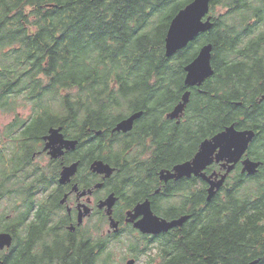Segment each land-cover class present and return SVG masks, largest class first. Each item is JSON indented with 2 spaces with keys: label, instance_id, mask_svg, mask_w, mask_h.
<instances>
[{
  "label": "trees",
  "instance_id": "trees-1",
  "mask_svg": "<svg viewBox=\"0 0 264 264\" xmlns=\"http://www.w3.org/2000/svg\"><path fill=\"white\" fill-rule=\"evenodd\" d=\"M138 1L0 0V114L13 116L5 132H0V143L9 132L8 136L17 137L16 141L24 146L20 153L14 152L21 155L24 164L12 171L9 168L14 157L0 148V203L5 196L23 201L22 205L13 206L18 210L13 218L2 222L0 216L2 230L15 235L9 253L0 256L2 264H55L56 259L60 264H100V256L94 253V246L102 240L100 235L96 237L85 230L87 237H72L68 233V239L60 240L61 236L55 234L54 245L53 228H47L48 215L43 211H47L45 206L49 213L57 211V207L47 193L45 206L35 211L38 219L30 221L36 203L28 181L38 176L22 171L39 136L52 124L63 126L66 138L91 142L94 146L82 143L81 148L96 149L98 156L105 157L100 146L104 135L95 136L96 131H105L128 114L143 110L137 126L145 132L153 106L162 111L166 108L163 106L172 107L183 95L184 67L195 58L203 41L197 38L169 58L165 55L164 39L172 17L191 0H154L151 12L135 9ZM170 2L178 7L166 16L164 33L154 41L151 27L156 23L155 17ZM218 2L231 10L216 15L215 4L214 26L204 35L206 41L214 44L215 74L207 93L194 95L189 107L192 113L201 112L206 118L217 113L219 122L194 132L199 138L193 152L202 138L231 123L259 129L260 115L250 110L251 101L245 99V89L257 87L252 95H258L259 80L264 74V0ZM234 99L243 104L234 105ZM130 104L133 105L127 110ZM20 107L29 108L30 114L20 117ZM23 125L26 129L15 133ZM122 142L115 139L113 147H123ZM147 152L151 155L157 150L150 145ZM144 154L141 150L134 161L142 162ZM255 156L262 162L260 175L248 177L235 171L210 202L202 189L200 214L191 207L197 189L188 184L178 190L177 196L187 204L174 203L167 216L194 213L179 233L159 243L170 251V264H248L264 256V156L261 152ZM154 158L144 160L155 163ZM159 166L156 163L150 170L138 171L139 183L133 178L134 183L142 185L149 179L154 185ZM44 178H40V183ZM9 182L17 187V193L10 191ZM46 228L49 233L45 240ZM21 231L23 235L19 234ZM135 238L141 241L139 235L135 234ZM37 246L43 254L34 252ZM64 250L70 254L64 257ZM262 262L263 259L259 264Z\"/></svg>",
  "mask_w": 264,
  "mask_h": 264
},
{
  "label": "flooded vegetation",
  "instance_id": "flooded-vegetation-1",
  "mask_svg": "<svg viewBox=\"0 0 264 264\" xmlns=\"http://www.w3.org/2000/svg\"><path fill=\"white\" fill-rule=\"evenodd\" d=\"M166 1L167 0H165V2ZM154 2V0H139L138 6H135V9L151 12L154 7ZM215 4H217V7H223L225 9L223 12H226L227 8L229 11L231 10L228 6L227 8L223 6L224 4L218 2V0H211V10ZM204 35L205 34H200L198 37L203 41V43L207 42V38H205ZM185 76L186 71L183 77L184 91L182 94L187 89H190L191 98L185 111L179 117L170 118L168 115L174 110L178 102L181 100L182 95L178 102L172 107L167 108L168 105L163 106L166 107L162 110L164 111L163 114H161L162 111H157L156 106H153L152 111L150 112L153 116L147 131L145 132H142L138 128L137 121L131 130L113 132V128L119 121L123 120V118L108 127L105 131L98 130L100 131L99 133L96 131L95 136L104 135V141H101L100 146L102 147L105 157L98 156L96 149H90L88 147L81 148L82 143H85V146H94L91 142H86L87 140H80L74 148L70 145L67 147L66 144H63V148L61 150L62 154L55 156V140L49 143V140L45 139V136L49 134L50 128L55 127V124H52L39 136V139L36 141L32 149V155L27 161L24 171H22L27 174H36L38 176L37 179L32 181H28L27 179L29 182V188H32L30 195L36 203L35 207L37 206L38 208H42V205H44L43 200H41L38 196L39 193H47L48 197L54 198V200V194L56 193L55 204L57 210L59 208L63 209L64 213H62V219L66 220L68 233L73 235L72 237H75V234L80 237L79 234H83L84 229H86V232L88 233L91 232V229L88 228L91 226V233L96 237L100 235L102 239L98 241L100 243L99 245L96 244L94 246V253L98 254L106 261L112 260L107 257V255L111 254L109 253L108 248L109 245L116 240V237L119 239L122 235H125L124 237H126L129 233H133L139 235V237H141V241H137L135 245H132V247L130 246L129 250L124 252V255H121L119 258V264H127L131 259L135 260L134 264H170V251L167 247L160 246L159 243L163 239L170 237L171 234L179 233L188 224V222L193 219L192 214L194 211L193 213H190L192 218H190L182 227H176L160 234L143 233L134 226V223L143 217L141 215L139 217L137 216L138 218L136 219L133 218L135 207L138 204L149 200L151 209L154 213L167 219H172L167 216V212L172 213L173 204L177 202L187 204L186 200L182 201L177 196L178 190L181 187L190 184L197 189L196 196L191 200L192 210L194 207L197 214H200L203 210L201 192L202 189H205L207 193V188L210 185L201 176L193 174L190 177L172 178L167 181L160 178V171L162 169L169 168L173 170L175 164L193 158L198 151L201 142L205 138L212 137L214 135L202 138L197 149L193 152L194 144L199 138L194 132L202 130L197 128V125L200 123L199 114L197 112L192 113L189 105L194 95L199 92L207 93L206 88L211 82L213 76L208 77L202 85H194L190 87L185 84ZM236 80L233 81L234 84H236ZM254 89L252 87L251 89H245V99H247V101H251L249 104L250 110H256L260 115V121L258 123L259 129L252 128L256 130L258 135L251 143L249 150H247L242 160L230 172L221 189L227 185L229 179L233 177L235 171L239 170L242 174L248 177H257L260 175V171L255 174L243 172L242 161L247 157L257 160L255 156L257 153L261 152L264 154V74L259 80L258 95H252V93L255 92ZM235 100L237 99H234V101ZM238 104H243V101L234 102V105ZM191 113L192 116H189ZM236 127L240 130L249 128H240L237 125ZM7 129L10 130V128ZM25 129L26 127L23 125L21 128L15 129V133ZM8 134L9 132L2 136L3 142L0 143V148L4 147L6 152L11 157H14L11 162V167L9 168V171H12L24 164V162L21 161V155L18 153L14 154L17 150L20 153L24 146L16 141L18 140L17 137L13 135L8 136ZM65 135L67 137L66 132ZM115 139L123 141V147L122 145L118 148L113 147L112 142L115 141ZM139 141H144L142 143V148L146 152V157H148L147 150L150 148V145H153L159 153V156H157V152L149 156H154V161L160 164L154 185L150 184L149 179H145L142 182V185L135 184L133 178L128 175V161H130L134 156H138L141 151H136ZM48 144H50V146L46 149ZM188 147H190L189 151H187ZM145 148L147 150H145ZM191 153V156L182 159ZM98 160H103L106 164H110L111 167L114 168L113 172L110 175H107L105 172H99L95 166H93V163ZM72 164L78 165L77 171L69 181H66V173ZM208 167H210L207 171L208 175L221 170V165L216 162ZM41 177H45V181L42 183H40ZM8 185L10 186V191L17 193L16 186L13 187L11 182H9ZM47 186L50 187L45 190ZM147 187L149 188L146 189ZM111 195H114L117 198L112 208H110L109 205L101 206L103 201ZM45 208H47V206H45ZM109 211H111V214H109ZM13 215L14 211H12L11 214H8L7 218L11 219L10 217ZM52 216L53 214L51 217ZM79 222H82V224L78 225ZM113 225L114 228H112ZM11 233L13 234V232ZM52 242L55 245V228H53L52 232ZM104 242L108 244L103 245ZM12 247L13 244L10 248H5L4 250L9 252ZM262 259V263L264 264V256L262 255L251 260L248 264H259ZM100 264L105 263L100 262ZM110 264L116 263L111 262Z\"/></svg>",
  "mask_w": 264,
  "mask_h": 264
},
{
  "label": "water",
  "instance_id": "water-1",
  "mask_svg": "<svg viewBox=\"0 0 264 264\" xmlns=\"http://www.w3.org/2000/svg\"><path fill=\"white\" fill-rule=\"evenodd\" d=\"M210 12L211 0H193L180 8L171 19L166 32L165 55L169 58L172 57L186 48L200 34L209 32L214 26V16ZM213 48L212 42L204 43L199 48L195 58L185 65V84L187 86L202 85L208 77L215 74L212 63ZM190 98L191 90L187 89L168 117H179L185 111ZM143 112V110L136 111L123 118L113 128V132L131 130L134 121L140 118ZM63 129V126L51 127L49 134L45 136L49 143L55 140V156L62 154L63 144L74 148L79 143L78 140L65 139ZM255 135L256 130L252 128L240 130L236 127V123H231L212 137L205 138L193 158L175 164L173 170L162 169L160 178L167 181L172 178L190 177L193 174L199 175L210 185L207 188V200L211 201L224 185L230 172L242 160ZM49 146L50 144L46 146V149ZM214 162L221 165V170L208 175L205 169ZM261 163V161H254L247 157L242 161V171L255 174ZM75 165L70 166L69 170ZM93 166L99 172H105L107 175H110L114 170L110 164H106L103 160L95 161ZM113 197L114 195L109 197L111 202L114 201ZM141 215L143 217L137 220L134 226L143 233L152 234H160L176 227H182L191 218L190 213L172 219L159 216L151 209L149 200L135 207L133 218L136 219ZM13 238L14 236L10 231L0 232V248L11 246ZM134 262L135 260L131 259L128 264H134ZM1 263L2 261H0Z\"/></svg>",
  "mask_w": 264,
  "mask_h": 264
},
{
  "label": "rangeland",
  "instance_id": "rangeland-1",
  "mask_svg": "<svg viewBox=\"0 0 264 264\" xmlns=\"http://www.w3.org/2000/svg\"><path fill=\"white\" fill-rule=\"evenodd\" d=\"M223 6H225L227 8V6L225 4ZM177 7H178V4H176V3L171 4V2H170L167 6H165L163 8V13H159V15H157V17H155L156 23L151 27V29H152V39L154 41H157L158 39H160L162 37V35L164 33L163 24H166L168 22V19H166V16L168 14H172L176 10ZM223 11H225V9L223 7H221V6H219V7L216 8L215 12H216V15H217V14H220V13H227L229 10L227 8L226 12H223ZM212 14L214 15L213 12H212ZM174 56L175 55H173L172 57H174ZM132 105L130 104L127 107V110L130 107H132ZM18 112H19L20 117H25V116L30 114V109L29 108L20 107ZM148 116H153V114H151L149 112ZM12 118H13V116H6V115H3L2 113L0 114V132L1 133L5 132L6 124L9 123V121ZM199 119H200V123L197 125V128L202 130V131H203L204 126H206L207 124H209V123L213 124V123L219 122V118H218V114L217 113H215L212 116L206 118L205 115H203L200 112ZM141 124H145V122H139V125H141ZM197 132H201V131L197 130ZM143 142L144 141H142V142L139 141L138 142V148L136 149V151L144 150L142 148V143ZM145 150H147V149L145 148ZM262 155L264 156V154H262ZM149 156H150V154L148 155V157ZM157 156H159L158 152H157ZM144 158H146L145 154L143 156L142 162L141 161L135 162L134 161L135 160L134 157L131 158L130 161H128V163H129L128 164V168H127V170H129V174L128 175H129V177L135 178L136 179V181H135L136 183H139V176L140 175H137L138 171H142V170H145V169L150 170L157 163V162L153 163L149 159L144 160ZM38 196L44 202L45 194L44 193H39ZM54 196H55V201H56V193L54 194ZM5 198H7V199H5ZM22 203H23V201L20 198H18V197H8V196L3 197L2 200H1V203H0V216L2 218V222L5 219L6 220L9 219V218H7V216H8V214H11L12 211H14V215L11 216L10 218H13L15 216V214L17 213V211H18V210H14L13 206L15 204L22 205ZM37 209H38V207L36 206L35 209L33 210L32 214H31V216H30V221H32L33 219H36V220L38 219L36 217V213H35V211ZM2 213L4 214V216H3ZM43 213H44V215H48V220L46 222V224H48L47 228H49V229H50V227L55 228V234L61 236L60 240H63V237L66 238V239H68L70 237V235L67 232L68 226L66 225V220L62 219V216H63L62 213H64L62 208H59L57 211H55V209H53L51 211V213H49V209L47 207V211L45 210V211H43ZM43 213H42V215H43ZM52 214H53V216L51 217ZM39 220H40V218H39ZM2 227L3 226L0 227L1 231H3ZM47 228L45 229V235H43L45 240L48 238L47 234L49 233L48 232L49 229H47ZM88 228H90L91 232H92V227L89 226ZM85 230L86 229H84V231ZM91 232H89V233H91ZM19 234L23 235L24 232L21 231ZM81 235H84L86 237L89 236V234H87V233L79 234V236H81ZM74 236L78 237V235H76V234ZM136 243H137V238H135V234H133V233L132 234L129 233L128 236H126V237H124V235L120 236V238L117 241H113V243H111L109 245L108 251L111 254L107 255V257L111 258L112 260L111 261H106L105 259L100 257L99 258V262H104L105 264H110L111 262H113V263L119 264V258L121 257V255H124V252L129 250L130 246L132 247V245H135ZM37 245H40V243L37 244ZM59 249L62 250L61 247H59ZM66 251H68V250H66ZM66 251L64 253V257H65V254L68 253ZM34 252H38V254L40 255V254H43L44 251H43L42 248H40V246H37V248L34 249ZM7 253H9V252L6 251V250L1 251L0 252V256H2L3 254L6 255ZM153 253H154V251H153ZM69 254L70 253H68L67 255H69ZM117 260H118V262H117ZM55 264H60V260L56 259L55 260Z\"/></svg>",
  "mask_w": 264,
  "mask_h": 264
},
{
  "label": "bare ground",
  "instance_id": "bare-ground-1",
  "mask_svg": "<svg viewBox=\"0 0 264 264\" xmlns=\"http://www.w3.org/2000/svg\"><path fill=\"white\" fill-rule=\"evenodd\" d=\"M143 113H144V112H143ZM142 116H143V114H142ZM142 116H141V117H142ZM141 117H140V118H141ZM138 119H139V118H138ZM138 119H137V120H138ZM137 120L134 121L133 127H134L135 122H136ZM133 127H132V128H133ZM256 135H257V132H256ZM256 135L254 136L253 140L250 142V145H251V143L255 140ZM44 136H45V135H44ZM65 139H67V140H75V139H70V138H66V137H65ZM250 145H249V148H250ZM249 148H248V150H249ZM251 160H253V159L251 158ZM254 161H257V160H254ZM72 165H73V164H72ZM72 165H70V166H72ZM261 165H262V163L259 165V167H260ZM77 167H78V165L76 164L71 170H68V171H67V173H66V177H65V180H66V181H69L70 178H71L72 176L75 175V173H76V171H77ZM259 167H258L257 172L259 171ZM209 168H210V167H207L206 170H205V172H206L207 174H208L207 171L209 170ZM257 172H256V173H257ZM109 197H110V196H109ZM109 197H108L106 200L103 201V203L101 204V206L109 205V207L112 208V206H113V204L115 203V201H116L117 198L114 196V197H113L114 201L111 202V201H110L111 199H109ZM109 214H111V211H109ZM81 224H82V222H79L78 225H81ZM112 228H114V225H113ZM0 232H2V231H0ZM13 236H14V235H13ZM12 244H14V238H13V242H12ZM11 246H12V245H11ZM11 246H9V247H8V246H5L4 248H0V251L4 250L5 248H10ZM0 261H2V260H0ZM2 263H3V261H2ZM2 263H1V264H2ZM127 264H128V263H127Z\"/></svg>",
  "mask_w": 264,
  "mask_h": 264
}]
</instances>
